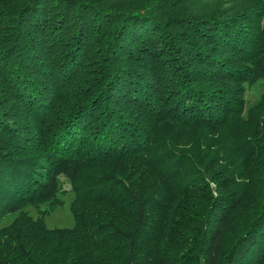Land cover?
<instances>
[{"label":"trees","instance_id":"1","mask_svg":"<svg viewBox=\"0 0 264 264\" xmlns=\"http://www.w3.org/2000/svg\"><path fill=\"white\" fill-rule=\"evenodd\" d=\"M205 1L0 0V264H264V0Z\"/></svg>","mask_w":264,"mask_h":264},{"label":"rangeland","instance_id":"2","mask_svg":"<svg viewBox=\"0 0 264 264\" xmlns=\"http://www.w3.org/2000/svg\"><path fill=\"white\" fill-rule=\"evenodd\" d=\"M238 1H240L241 3H246L244 1L242 2V0H206L204 4H202L201 9L207 13L211 12L214 7L219 8L220 6L221 9L227 10L229 8H233V5L237 3L240 4V2ZM263 97V84H256L247 88L246 98L248 99V104H255ZM60 180V188L62 191L59 193L57 198L58 206L51 209V205L49 204L42 205L41 207H39L41 212H38V210L32 206H29L25 209V211H27L33 218L40 216L44 220L45 225L49 228L72 227L74 224V220L70 212V203L74 198V193L70 185L66 181L62 179ZM46 210L47 212L44 213V211ZM13 219L14 216H9L3 221V224H9Z\"/></svg>","mask_w":264,"mask_h":264}]
</instances>
